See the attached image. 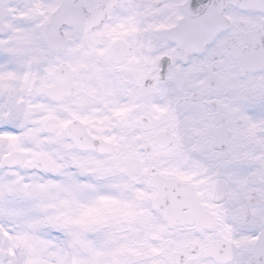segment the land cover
<instances>
[{"label":"snow or ice","instance_id":"1","mask_svg":"<svg viewBox=\"0 0 264 264\" xmlns=\"http://www.w3.org/2000/svg\"><path fill=\"white\" fill-rule=\"evenodd\" d=\"M0 264H264V0H0Z\"/></svg>","mask_w":264,"mask_h":264}]
</instances>
